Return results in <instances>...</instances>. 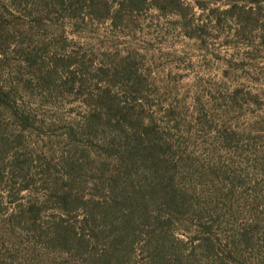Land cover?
<instances>
[{
    "label": "rangeland",
    "instance_id": "rangeland-1",
    "mask_svg": "<svg viewBox=\"0 0 264 264\" xmlns=\"http://www.w3.org/2000/svg\"><path fill=\"white\" fill-rule=\"evenodd\" d=\"M0 264H264V0H0Z\"/></svg>",
    "mask_w": 264,
    "mask_h": 264
}]
</instances>
